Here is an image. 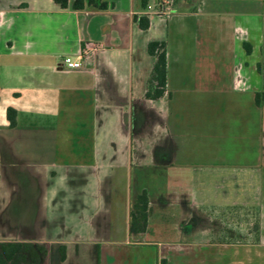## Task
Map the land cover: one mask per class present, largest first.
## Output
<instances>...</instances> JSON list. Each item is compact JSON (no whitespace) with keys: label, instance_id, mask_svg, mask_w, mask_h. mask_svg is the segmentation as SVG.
Masks as SVG:
<instances>
[{"label":"crops","instance_id":"crops-1","mask_svg":"<svg viewBox=\"0 0 264 264\" xmlns=\"http://www.w3.org/2000/svg\"><path fill=\"white\" fill-rule=\"evenodd\" d=\"M107 1L0 0V241L43 245L40 264H264V0H175L165 14L147 10L157 0ZM163 40L167 93L151 100L148 44ZM153 171L166 190L141 180ZM187 173L196 239H147Z\"/></svg>","mask_w":264,"mask_h":264},{"label":"trees","instance_id":"trees-1","mask_svg":"<svg viewBox=\"0 0 264 264\" xmlns=\"http://www.w3.org/2000/svg\"><path fill=\"white\" fill-rule=\"evenodd\" d=\"M62 9L70 8L72 10H82L85 7H94L100 10L108 8L107 0H54ZM140 28L147 29L150 26L149 15L135 16ZM247 51L251 46L246 44ZM150 55L155 57V64L152 68L145 96L148 99L156 100L167 93V42L151 41L148 44ZM262 61L258 64V69L263 77V87L256 93V103L261 105L264 102V40L262 46ZM8 118L10 125H16V111L8 109ZM149 200L144 191L138 195L131 211L130 233L145 231L148 221ZM46 254L43 245L30 242L0 241V264H34L40 261V258ZM159 264H172L167 259L162 258Z\"/></svg>","mask_w":264,"mask_h":264},{"label":"rangeland","instance_id":"rangeland-1","mask_svg":"<svg viewBox=\"0 0 264 264\" xmlns=\"http://www.w3.org/2000/svg\"><path fill=\"white\" fill-rule=\"evenodd\" d=\"M175 1V0H170ZM151 3L153 0L150 1ZM155 171H153L154 174ZM165 175H150L146 173V177L143 180L153 191L159 192V187L166 190L167 179ZM182 183H178L176 187H169L170 191H174L175 194H170L172 198L174 195L178 197V201L172 204L168 210L163 211L162 217H157V211L152 218V232H147L146 238L151 240H164V239H196V174L187 173ZM134 180V186L136 185ZM160 184V186H159ZM1 187V186H0ZM177 208V209H176ZM166 214V216H164ZM170 231L165 232V231ZM9 236H16L17 234L9 231ZM144 235V234H143ZM4 236V235H1ZM24 236V235H20ZM26 236H30L27 234ZM57 237H66V234H54ZM64 251L61 246H56V256L59 257ZM34 264H40L34 263Z\"/></svg>","mask_w":264,"mask_h":264},{"label":"built area","instance_id":"built-area-1","mask_svg":"<svg viewBox=\"0 0 264 264\" xmlns=\"http://www.w3.org/2000/svg\"><path fill=\"white\" fill-rule=\"evenodd\" d=\"M172 2L170 0H157L154 4L147 5L150 14H165L170 9ZM82 57L74 58L72 56H63L59 58L60 65L71 69H78L82 66Z\"/></svg>","mask_w":264,"mask_h":264},{"label":"flooded vegetation","instance_id":"flooded-vegetation-1","mask_svg":"<svg viewBox=\"0 0 264 264\" xmlns=\"http://www.w3.org/2000/svg\"><path fill=\"white\" fill-rule=\"evenodd\" d=\"M42 258H43V257L40 258V261H41ZM40 261H39V263H40Z\"/></svg>","mask_w":264,"mask_h":264}]
</instances>
